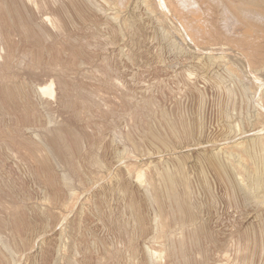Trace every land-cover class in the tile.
<instances>
[{
    "label": "rangeland",
    "instance_id": "374dc122",
    "mask_svg": "<svg viewBox=\"0 0 264 264\" xmlns=\"http://www.w3.org/2000/svg\"><path fill=\"white\" fill-rule=\"evenodd\" d=\"M220 1L0 0V264H264V0Z\"/></svg>",
    "mask_w": 264,
    "mask_h": 264
},
{
    "label": "bare ground",
    "instance_id": "6f19581e",
    "mask_svg": "<svg viewBox=\"0 0 264 264\" xmlns=\"http://www.w3.org/2000/svg\"><path fill=\"white\" fill-rule=\"evenodd\" d=\"M143 1H144V0H143ZM221 1H222V0H221ZM221 1H220V2H221ZM233 1H234V0H233ZM242 1H243V0H242ZM248 1H249V0H248ZM256 1H258V0H256ZM184 2H185V1H184ZM184 2H183V3H184ZM239 2H240V1H239ZM259 2H260V1H259ZM228 3H229V2H228ZM246 3H247V2H246ZM254 3H255V2H254ZM187 4H188V2H187ZM241 4H242V3H241ZM241 4H240V5H241ZM262 4H263V3H262ZM237 5H238V4H237ZM243 7H245V6H243ZM252 7H253V6H252ZM191 8H193V7H191ZM252 9H253V8H252ZM240 10H242V9H240ZM245 10H247V9H245ZM248 11H249V10H248ZM250 11H251V10H250ZM255 11H256V10H255ZM240 12H242V11H240ZM245 12H246V11H245ZM256 12H257V11H256ZM260 13H261V12H260ZM242 14H243V12H242ZM242 14H241V15H242ZM248 15H250V13H249ZM251 15H253V14H251ZM260 17H262V16H260ZM194 24H195V23H194ZM195 31H196V30H195ZM194 33H195V32H194ZM196 35H198V34H196ZM247 35H248V34H247ZM251 35H252V34H251ZM253 36H254V35H253ZM248 37H249V36H248ZM251 39H253V38H250V39L248 38L247 41H250ZM254 39H255V38H254ZM232 141H233V140H232ZM233 142H234V141H233ZM236 142H237V141H236ZM233 144H234V143H233ZM233 144H230V145H233ZM238 144H240V143H238ZM225 145H226V144H225ZM236 145H237V144H236ZM239 146H240V145H239ZM227 147H228V146H227ZM222 149H223V148H222ZM242 149H243V148H242ZM237 150H239V149H237ZM249 151H251V150L246 149L245 152L248 154ZM255 151H256V150H255ZM255 151H254V152H255ZM241 152H242V151H241ZM228 154L231 155V156H236V157H239V158H240V155L237 153V151H233V150H232V151H229ZM243 156H244V155H243ZM248 157H249V156H248ZM232 158H233V157H232ZM227 159H228V158H227ZM230 160H231V159H230ZM239 162H240V161H239ZM243 163H244V162H242L241 165H242ZM244 165H245V164H244ZM245 167H246V166H245ZM169 183H172V179L169 180ZM172 193H173V192H172ZM173 194H174V193H173ZM171 195H172V194H171ZM173 196H175V194H174ZM177 210H179V212H182V213L185 212V211H186L185 205H179Z\"/></svg>",
    "mask_w": 264,
    "mask_h": 264
}]
</instances>
